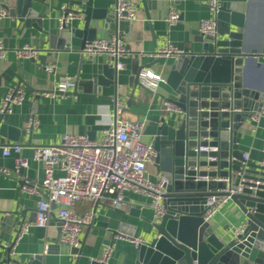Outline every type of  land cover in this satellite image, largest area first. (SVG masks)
<instances>
[{
  "label": "crops",
  "instance_id": "0c3cea01",
  "mask_svg": "<svg viewBox=\"0 0 264 264\" xmlns=\"http://www.w3.org/2000/svg\"><path fill=\"white\" fill-rule=\"evenodd\" d=\"M8 6L14 0H0ZM87 0H46V12L51 16V24L59 26V18L67 9L82 10ZM137 7L136 19L129 22L126 31L118 32L128 54L120 56L113 80L115 85L104 86L99 95L85 94L77 89V95H54L51 93L59 81L88 80L92 78L100 64L108 61L107 55L89 57L78 51H54L47 43V37L33 27H27L17 18L7 16L0 20V39L6 55L0 59V103L6 93L14 88L25 91V99L20 106L12 107L10 114L0 115V169L11 172L0 174V244H7L12 250L0 247V264H28L33 256L40 255L39 264H99L104 245H112L111 264H135V246L137 242L149 240L155 233L152 224L153 210L151 198L132 191L125 192L124 204L116 209L108 201L100 204L79 202L74 210L77 214L92 211V223L83 228L81 234V254L72 253V248L58 240L59 222L53 213L46 228L35 226L37 203L45 197L40 187L43 168L33 160L32 149L35 146H51L59 143L64 135H84L99 140L102 131L109 127L114 119L116 102L123 106L122 117L128 121H141L145 143L152 144V138L162 117H178L176 113L165 114L162 110L166 98H170V88L166 78L170 64L176 58L153 57V53L169 42L186 53L199 52L198 23L211 17L208 0H131ZM232 10L242 13L245 21V46L249 50H264V0H219ZM116 0H93L92 7L114 11ZM173 9L178 21L169 26L166 22L168 12ZM92 21L90 28L99 22ZM77 28H83L82 19L71 22ZM116 34L109 29L99 28L96 39L108 38ZM80 40L72 41L79 45ZM30 45L39 51L33 59H19L15 50ZM135 60L136 64H135ZM158 60V63L154 62ZM54 66L48 73L46 66ZM137 66H149L153 74L159 75L164 82L159 83L155 92H150L135 84L133 78ZM248 86L263 96L264 109V67L254 63L248 66L245 74ZM140 83V82H139ZM34 115L38 120L35 129L26 130L28 119ZM239 150L247 161L260 164L264 159V117L258 122L248 120L239 128ZM18 145L22 147L21 156L27 166L20 173L15 172L16 155L11 152L3 155L4 147ZM147 171L154 179L159 175L155 165H148ZM58 173V172H57ZM24 180L36 187L38 193L21 191ZM243 216L238 207L227 200L209 219L210 224L220 233L232 234L242 224ZM28 224V232L18 238L19 228ZM225 229V230H224ZM225 231V232H224ZM133 236V240L124 236Z\"/></svg>",
  "mask_w": 264,
  "mask_h": 264
},
{
  "label": "water",
  "instance_id": "95a60500",
  "mask_svg": "<svg viewBox=\"0 0 264 264\" xmlns=\"http://www.w3.org/2000/svg\"><path fill=\"white\" fill-rule=\"evenodd\" d=\"M92 1L87 0L81 11H65L83 16L82 29L72 21L53 27L46 0H14L11 7L0 1V5L7 16L43 33L51 50L78 51L83 56L84 46L96 38L99 28L117 34L129 25L114 11L93 8ZM92 21L99 23L90 28ZM216 23L218 39L199 34L200 51L186 53L169 66L165 81L171 97L165 102L181 114L162 117L152 138L155 167L166 181L161 196L165 212L154 225V235L136 243L135 264H264V165L243 159L236 136L242 124L263 108L262 94L246 84L245 74L252 63L264 67V50L245 46L244 16L226 3H220ZM75 39L79 45L72 44ZM117 63V58L109 57L92 78L75 82L67 94L77 95L79 89L99 95L102 87L114 86ZM148 67H136L133 80L140 87L139 75ZM223 197L243 216L232 234L218 232L204 219L207 200L216 203ZM100 203L96 201L94 209ZM124 237L133 240L132 235ZM11 250L12 246L8 254ZM72 253L79 256L81 247L72 248ZM40 259L33 256L28 264H39ZM9 261L18 263L10 257Z\"/></svg>",
  "mask_w": 264,
  "mask_h": 264
},
{
  "label": "built area",
  "instance_id": "2783aa9c",
  "mask_svg": "<svg viewBox=\"0 0 264 264\" xmlns=\"http://www.w3.org/2000/svg\"><path fill=\"white\" fill-rule=\"evenodd\" d=\"M207 8L211 15L208 19L200 20L198 32L204 38L216 40L219 38L216 17L220 8L219 0H208ZM59 18V25L68 24L74 19H82L81 14L68 12ZM114 12L118 20L131 22L136 19L137 7L131 0H116ZM7 17V11L0 5V20ZM179 19L178 13L171 9L166 17L169 26L175 24ZM83 54L89 57L107 55L111 58H119L128 54V50L117 34L108 38L96 39L87 43ZM182 49L174 47L169 42L153 57L179 58L185 55ZM6 55V48L0 39V59ZM19 59H33L39 56V51L30 45H24L15 50ZM117 69L121 65L117 63ZM48 73L54 71V66L44 68ZM141 86L155 92L159 83L164 79L149 70H143L139 75ZM76 84L72 80L59 81L55 90L45 93V96L66 95L74 90ZM25 99L24 89L18 87L9 90L0 103V115L10 114L12 107L22 105ZM163 112L165 114H181V110L164 102ZM123 106L116 102V110L111 125L105 128L99 140H90L84 135H64L58 144L51 146H35L32 149L33 160L39 162L43 168V179L40 187L45 197L37 203L35 211V226L46 228L51 214L54 212L59 222L60 237L62 244L70 248H79L81 245V234L84 227L90 225L94 218L92 211L77 214L74 207L79 202L95 203L96 201H108L113 208H120L125 202V192L132 191L145 194L151 198L153 210L152 224L157 225L163 216L165 209L162 194L165 191L166 181L159 174L154 179L147 171V166L155 165L156 151L151 143H145L143 137V124L141 121H128L122 117ZM264 117V109L252 114L250 120L258 122ZM38 120L34 115L28 119V132L35 129ZM22 147L14 145L4 147L3 155L8 156L11 152L16 155L15 172L27 166V161L21 156ZM204 150V149H201ZM243 159L247 161L243 155ZM264 165V159L260 163ZM58 172V173H57ZM0 174L10 175L6 169H0ZM21 191L25 193H38L35 186L24 180ZM228 200L223 197L216 203L213 198L207 200L208 210L204 219L209 220ZM28 232V224L23 223L18 232V238ZM138 243V242H137ZM0 247L8 249L7 244ZM112 245L106 244L102 248V254L97 260L99 264H111ZM16 264V263H13Z\"/></svg>",
  "mask_w": 264,
  "mask_h": 264
}]
</instances>
